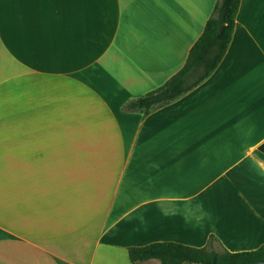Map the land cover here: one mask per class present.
I'll return each instance as SVG.
<instances>
[{
	"label": "crops",
	"instance_id": "0c3cea01",
	"mask_svg": "<svg viewBox=\"0 0 264 264\" xmlns=\"http://www.w3.org/2000/svg\"><path fill=\"white\" fill-rule=\"evenodd\" d=\"M217 0H0V264L264 244V0L211 75L146 115Z\"/></svg>",
	"mask_w": 264,
	"mask_h": 264
},
{
	"label": "trees",
	"instance_id": "16d2710c",
	"mask_svg": "<svg viewBox=\"0 0 264 264\" xmlns=\"http://www.w3.org/2000/svg\"><path fill=\"white\" fill-rule=\"evenodd\" d=\"M240 0H217L199 38L190 48L183 66L161 86L127 100L122 110L142 115L181 97L215 70L225 55L233 34ZM209 235L204 246L195 247L178 242H151L128 247L131 263L156 259L160 264H246L264 259V244L246 251L230 252L214 247Z\"/></svg>",
	"mask_w": 264,
	"mask_h": 264
},
{
	"label": "rangeland",
	"instance_id": "374dc122",
	"mask_svg": "<svg viewBox=\"0 0 264 264\" xmlns=\"http://www.w3.org/2000/svg\"><path fill=\"white\" fill-rule=\"evenodd\" d=\"M213 245L216 249L220 250V246L217 242H213ZM116 263L117 264H128V259H127V256L125 257V254L122 252V257L119 256L118 258H116Z\"/></svg>",
	"mask_w": 264,
	"mask_h": 264
},
{
	"label": "water",
	"instance_id": "95a60500",
	"mask_svg": "<svg viewBox=\"0 0 264 264\" xmlns=\"http://www.w3.org/2000/svg\"><path fill=\"white\" fill-rule=\"evenodd\" d=\"M246 264H264V259L258 260V261H253L250 263H246Z\"/></svg>",
	"mask_w": 264,
	"mask_h": 264
}]
</instances>
